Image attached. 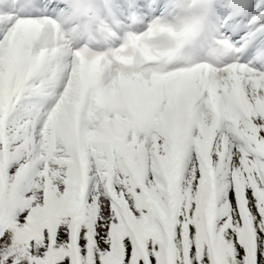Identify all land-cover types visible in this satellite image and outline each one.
<instances>
[{"label": "snow or ice", "instance_id": "obj_1", "mask_svg": "<svg viewBox=\"0 0 264 264\" xmlns=\"http://www.w3.org/2000/svg\"><path fill=\"white\" fill-rule=\"evenodd\" d=\"M0 264H264V0H0Z\"/></svg>", "mask_w": 264, "mask_h": 264}]
</instances>
